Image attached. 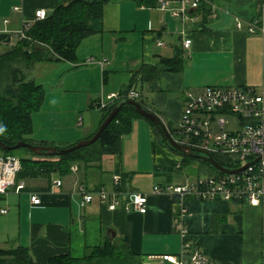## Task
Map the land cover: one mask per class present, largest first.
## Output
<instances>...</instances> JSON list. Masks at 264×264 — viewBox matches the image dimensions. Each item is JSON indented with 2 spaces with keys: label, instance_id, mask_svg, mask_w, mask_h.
Wrapping results in <instances>:
<instances>
[{
  "label": "crops",
  "instance_id": "0c3cea01",
  "mask_svg": "<svg viewBox=\"0 0 264 264\" xmlns=\"http://www.w3.org/2000/svg\"><path fill=\"white\" fill-rule=\"evenodd\" d=\"M72 1L0 0V50L17 43L14 32L32 22L37 10L50 14ZM177 2L171 6L177 7ZM202 4L213 11L205 27L196 22L183 25L158 6L112 0L104 6L103 31L82 41L77 61L50 64H62L67 73L81 72L89 84V107L100 110L99 101L120 94L142 65L171 58L177 48L182 49L186 56L183 71H164L158 80L147 83L135 79L134 89L166 126L168 120L180 121L187 91L215 85L259 90L264 84V33L260 29L250 33L247 26L258 21L264 28V0H202ZM16 5L20 11H14ZM238 22L244 29L237 28ZM185 39L191 40L188 48ZM103 59L108 61L102 66L99 61ZM93 80L102 85L95 96L90 91ZM34 115L35 126L39 114ZM101 119L97 113H86L78 116L74 129L69 127L68 116L60 122L57 118L53 131L41 134L34 127L28 139L33 144L66 148L92 136ZM142 121L134 120L132 131L123 137L121 152L104 156L100 168L78 167L61 177V186H53V178L27 179L23 190L12 188L0 194V248L22 245L36 262L46 263L64 254L83 258L107 240L120 244L128 238L130 250L142 256L145 264H161L158 256L179 253L187 241L203 249L209 264H264V206L220 200L181 202L153 193L156 184L191 180L182 173L181 158L156 140L154 130ZM122 174L130 175L128 191L148 194L147 214L126 212L123 207L111 211L98 201L81 206L80 185L112 189L113 177ZM34 194L40 204L32 203Z\"/></svg>",
  "mask_w": 264,
  "mask_h": 264
},
{
  "label": "trees",
  "instance_id": "16d2710c",
  "mask_svg": "<svg viewBox=\"0 0 264 264\" xmlns=\"http://www.w3.org/2000/svg\"><path fill=\"white\" fill-rule=\"evenodd\" d=\"M111 1L74 0L68 5H61L47 14L45 19L34 23L28 32L31 39L17 40L16 44L0 53V141L2 143L8 146H13L20 141L32 143L28 136L33 131V115L42 108L46 99V90L35 80L27 79L28 72L39 62H76L77 50L82 41L103 31L104 6ZM134 1L139 5L157 7L159 0ZM191 13L198 17L196 25L205 27L213 11L206 4H202L201 0L198 8ZM185 65L186 56L180 48L176 49L175 55L171 58L163 57L155 64L142 65L131 82L122 89L121 98H128L129 92L135 90L137 77L143 82H152L158 80L164 71H183ZM135 100L148 110L142 100L138 98ZM116 102L100 109L101 123L108 117ZM137 118L147 121L156 128L157 135L161 136L157 127L139 114L133 105L124 104L100 139L91 146L62 156L37 155L30 150L31 156H18L15 154L17 149L3 150L0 146V154L16 155L20 158L21 170L16 176L17 183L39 177L47 179L53 176L65 177L72 173V166L75 164L78 167L100 168L104 156L121 152L123 137L132 131L133 122ZM161 141L184 157L182 164H186L191 159H198L174 150L163 138ZM41 145H48V143L44 142ZM214 158L221 165L230 166L225 160L219 157ZM198 160L208 166L209 174L218 173L206 161ZM121 178L122 188L126 189L130 175L122 174ZM0 264H145V262L142 256L130 250L129 240L126 238L120 244L107 240L103 245L89 249L83 258L64 254L54 256L46 263L36 262L29 249L22 245L0 248Z\"/></svg>",
  "mask_w": 264,
  "mask_h": 264
},
{
  "label": "built area",
  "instance_id": "2783aa9c",
  "mask_svg": "<svg viewBox=\"0 0 264 264\" xmlns=\"http://www.w3.org/2000/svg\"><path fill=\"white\" fill-rule=\"evenodd\" d=\"M174 0H159L158 7L169 11L172 16L187 22H197L198 17L192 15L191 9L198 8L201 0H180L177 7H172ZM14 11H20L21 6H14ZM47 17L45 10H37L32 22L23 23L14 32L17 40L31 39L28 32L34 23ZM8 22L7 20L5 21ZM237 28L244 29L238 22ZM264 28L253 21L247 26V31L255 33ZM1 33V30H0ZM162 45L161 42H158ZM190 39L184 40L188 48ZM107 59L100 60L103 66ZM90 62H93L91 59ZM140 94L131 90L128 98L137 99ZM121 98L120 94H110L97 104L103 109ZM81 118L79 124H81ZM170 132V131H169ZM178 138H172L181 145L202 151L203 155L212 158L219 157L230 164L228 169H241L236 173L207 174L205 178L197 177L182 184H156L153 193L167 195L181 202L197 201H227L237 202L252 207L264 206V84L258 90L254 87L208 86L199 92L187 91L178 126L175 129ZM215 159V158H214ZM223 166V165H222ZM21 170L20 158L16 155L0 154V194H6L14 188L17 192L25 188V181L17 183L16 176ZM78 170V165L72 166V172ZM53 186H61L59 176H53ZM81 206L98 201L111 211L123 207L126 212L147 214L149 196L145 193L132 192L122 188L121 176L113 177L112 189L88 188L80 185ZM33 204H40L37 195H31ZM184 213L187 209L183 210ZM3 213L6 210L2 211ZM186 233H183L185 236ZM161 264H209V258L203 249L190 242H183L177 254L158 256Z\"/></svg>",
  "mask_w": 264,
  "mask_h": 264
},
{
  "label": "rangeland",
  "instance_id": "374dc122",
  "mask_svg": "<svg viewBox=\"0 0 264 264\" xmlns=\"http://www.w3.org/2000/svg\"><path fill=\"white\" fill-rule=\"evenodd\" d=\"M4 51L5 50H0V53H3ZM36 65L35 68L28 72L26 78L35 80L36 83L43 85L46 90V100L42 108L34 115L37 116L39 114V120L36 119L35 126L33 121V128L36 127L38 131H41V134L50 130L53 131L57 118H59L60 122L62 119L65 120V117L68 116L69 127L77 129L76 121L78 116L84 117L86 113H97L99 116H102L101 110L89 107L87 99L89 84L84 80L81 72L77 73L76 71H72L67 73L65 72L66 68L63 67L62 64H50V62H39ZM101 86H98V84L95 85L94 80L92 81L90 91L93 96L100 93ZM139 90L141 91L140 86ZM138 99L142 100V97H139ZM155 111L158 112L157 110ZM141 120L154 130L156 140L161 141L163 138L162 134L159 137L156 133L155 127H152V125L144 119ZM71 122H73L74 127L71 126ZM178 124V121L171 119L168 120V126H166L174 138H178V135L175 132ZM137 128L138 123L136 124V130ZM172 152L178 158H181L183 162L184 157L181 154L174 151ZM15 154L18 156H31V153L27 148L17 149ZM207 167L208 166L203 164L200 160L191 159L188 160L186 164H183L182 173L185 175V179L188 180H194L197 177L205 178L209 173Z\"/></svg>",
  "mask_w": 264,
  "mask_h": 264
},
{
  "label": "water",
  "instance_id": "95a60500",
  "mask_svg": "<svg viewBox=\"0 0 264 264\" xmlns=\"http://www.w3.org/2000/svg\"><path fill=\"white\" fill-rule=\"evenodd\" d=\"M176 1H180V0H176ZM193 10L194 9H191L190 12H193ZM124 104L133 105L139 114H141L143 117L150 120L157 127V129L161 132L163 139L174 150L181 152L182 154L186 156H192V157L201 159L203 161H206L211 166H213L215 169L223 173H236L245 168L244 167L241 169H228L222 166L216 159L210 156L203 155L202 151L179 144L172 138L168 128L166 127L165 123L163 122V120L160 118L158 114H156L155 112L151 110H147L143 108L142 105L138 101L127 98V97H122L116 102L114 108L112 109L108 117L100 124L99 128L93 134L92 137L80 140L79 142L75 143L74 145L68 148H59V147L50 146V145L33 144L27 141H20L13 146H8L0 141V146L3 150H16L19 148H27L32 153L37 154V155L45 154L46 156H62L65 154H69L73 151H76L84 147L91 146L94 143H96L100 139L104 130L113 121V119L116 117V115L118 114V112L120 111L121 107Z\"/></svg>",
  "mask_w": 264,
  "mask_h": 264
}]
</instances>
